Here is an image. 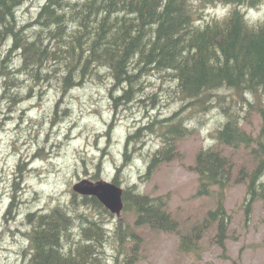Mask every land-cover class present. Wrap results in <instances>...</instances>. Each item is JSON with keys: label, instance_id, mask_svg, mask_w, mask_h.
Instances as JSON below:
<instances>
[{"label": "trees", "instance_id": "trees-1", "mask_svg": "<svg viewBox=\"0 0 264 264\" xmlns=\"http://www.w3.org/2000/svg\"><path fill=\"white\" fill-rule=\"evenodd\" d=\"M26 1L0 0V79L2 97L10 107L18 103L22 77L33 82L30 90L34 85L56 83L66 96L100 70L112 82L109 95L115 110L135 101L145 76L172 78L171 88L182 108L193 113L208 112L214 101L223 107L217 93L229 89L242 102L258 106L261 128L257 135L247 132L243 117L223 107L225 120L215 134L218 146L203 148L196 155L197 194L217 197V207L208 217L218 219L223 239L229 218L223 198L235 179V161L222 146L242 148L249 150L255 164L250 171L243 165L238 177L248 178L247 207L256 200L264 204V19L253 22L245 12L264 0H46L33 21L22 24L18 10ZM218 4L230 6L228 13L204 20L201 8ZM193 113L185 117L177 111L140 126L126 139L125 158L143 129L157 131L162 146L147 163L144 176L149 179L162 163L178 155V141L193 131L187 124ZM24 172L19 165L16 177L22 178ZM119 172L112 179L117 185L121 184ZM100 176L91 174L93 180ZM123 201V212H131L134 221L131 225L119 219L112 235L105 216L115 218V214L94 196L73 192L69 203L27 213L23 264H102L103 247L111 237L119 252L123 244L133 243L122 264H136L142 242L136 229L142 227L179 233L180 249L185 252L198 248L202 228L181 233L179 221L169 210L168 195L151 196L133 184L124 188ZM76 224L81 229L79 239L74 236Z\"/></svg>", "mask_w": 264, "mask_h": 264}, {"label": "rangeland", "instance_id": "rangeland-1", "mask_svg": "<svg viewBox=\"0 0 264 264\" xmlns=\"http://www.w3.org/2000/svg\"><path fill=\"white\" fill-rule=\"evenodd\" d=\"M45 1L27 0L18 10L21 23L33 21ZM229 10L227 5H212L201 8V16L211 20ZM245 12L251 21H262L264 1L255 8L246 7ZM106 75L100 70L98 76L76 86L66 96L60 94L56 83L34 85L30 90L33 82L22 77L21 95L12 107L2 97L0 79V264L25 261L28 241L23 233L29 229L27 213L69 203L75 183L84 178L93 180L91 174L97 172L101 175L98 180L112 181L119 168V186L123 189L136 184L145 194L169 196V210L179 221L181 233L191 232L195 226L202 228L200 244L190 252L180 249L179 233L137 228L142 242L136 264H264V204L256 200L248 208V178L238 179L243 165L246 171L255 165L249 150L222 146L235 161V179L223 198L229 216L223 239L219 237L218 219L208 217V212L217 207V197L197 194L198 174L193 170L201 149L218 146L215 134L225 120L223 107L239 113L245 130L257 135L262 122L258 106H249L236 93L222 89L217 94L222 97L223 107L214 101L208 112L193 113L188 107L182 108L171 88L173 79L157 74L143 77L135 101L115 110L109 95L112 82ZM177 111L185 117L194 114L187 122L193 131L178 141L175 159L162 163L148 179L144 173L152 154L162 146L160 134L143 129L141 138L129 145L128 159L126 139L140 126ZM19 165L25 169L22 178L16 177ZM14 195L12 211L7 213ZM90 211L98 216L94 209ZM114 216H105L109 235L119 219L133 224L131 212ZM80 231L76 224V239ZM132 244H123L119 252L111 237L103 247L102 264H122Z\"/></svg>", "mask_w": 264, "mask_h": 264}, {"label": "water", "instance_id": "water-1", "mask_svg": "<svg viewBox=\"0 0 264 264\" xmlns=\"http://www.w3.org/2000/svg\"><path fill=\"white\" fill-rule=\"evenodd\" d=\"M73 190L81 195L94 196L111 213L121 216L124 209V189L112 181L84 178L73 185Z\"/></svg>", "mask_w": 264, "mask_h": 264}]
</instances>
